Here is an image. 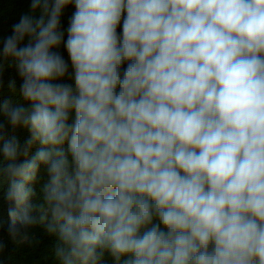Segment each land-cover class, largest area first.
Instances as JSON below:
<instances>
[{"label": "clouds", "instance_id": "obj_1", "mask_svg": "<svg viewBox=\"0 0 264 264\" xmlns=\"http://www.w3.org/2000/svg\"><path fill=\"white\" fill-rule=\"evenodd\" d=\"M30 7L0 49L30 103L0 104L30 133L0 135V264L39 228L53 264H264V0Z\"/></svg>", "mask_w": 264, "mask_h": 264}, {"label": "trees", "instance_id": "obj_2", "mask_svg": "<svg viewBox=\"0 0 264 264\" xmlns=\"http://www.w3.org/2000/svg\"><path fill=\"white\" fill-rule=\"evenodd\" d=\"M31 0H0V49L3 47V41L8 36L12 35V26L18 23L23 15H35L39 18L38 13H33L31 10ZM75 11L74 5L67 6L61 15V30H65V39L67 38L66 29L69 26V22L72 14ZM122 22L121 25L117 27V35L120 36L122 33ZM24 43H27L25 41ZM64 59L69 64V74L60 82L72 83V68L71 62L67 55L66 50L63 45L58 50ZM126 67V65L124 66ZM0 104L4 101L10 102L12 106L21 105L25 108L30 107V103L25 101L20 95V86L22 83V78L18 74L15 62L13 60L4 59L0 57ZM14 83V89L10 85ZM74 119V113L70 114V122ZM0 135H3L5 139L9 137H16L21 146H25L30 139V133L27 129L23 127L12 128L8 122L5 114L0 111ZM40 148L38 143H33L28 150L27 156H21L20 162L25 159H30L35 155L36 151ZM65 149H67V144H65ZM2 160V156H0ZM40 181L32 186L36 195L34 199H38L41 193L42 186L47 182L48 175L47 171H40L39 173ZM5 183H0V200L6 198V191L4 189ZM53 238L48 236L42 228L34 230V236L25 244H20L18 247L14 246L10 249V257L15 261V264H53L51 259ZM106 260L111 262V257L106 256Z\"/></svg>", "mask_w": 264, "mask_h": 264}]
</instances>
